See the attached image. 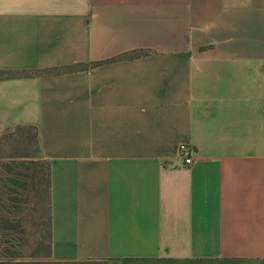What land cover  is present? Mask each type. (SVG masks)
Here are the masks:
<instances>
[{"label": "crops", "instance_id": "0c3cea01", "mask_svg": "<svg viewBox=\"0 0 264 264\" xmlns=\"http://www.w3.org/2000/svg\"><path fill=\"white\" fill-rule=\"evenodd\" d=\"M0 72V136L35 127L49 164L52 261L264 260V0H0Z\"/></svg>", "mask_w": 264, "mask_h": 264}, {"label": "trees", "instance_id": "16d2710c", "mask_svg": "<svg viewBox=\"0 0 264 264\" xmlns=\"http://www.w3.org/2000/svg\"><path fill=\"white\" fill-rule=\"evenodd\" d=\"M147 53L133 51L117 59ZM12 75L0 72V78ZM41 159L35 127L16 126L13 131L0 136V264H107L104 261L51 260L49 164L42 159V171L37 178L35 160Z\"/></svg>", "mask_w": 264, "mask_h": 264}, {"label": "built area", "instance_id": "2783aa9c", "mask_svg": "<svg viewBox=\"0 0 264 264\" xmlns=\"http://www.w3.org/2000/svg\"><path fill=\"white\" fill-rule=\"evenodd\" d=\"M193 152L187 146H180L178 149V155L182 159L184 165H190L192 163Z\"/></svg>", "mask_w": 264, "mask_h": 264}, {"label": "rangeland", "instance_id": "374dc122", "mask_svg": "<svg viewBox=\"0 0 264 264\" xmlns=\"http://www.w3.org/2000/svg\"><path fill=\"white\" fill-rule=\"evenodd\" d=\"M36 161V163H37V165H36V173H37V178L39 177V174L41 173V171H42V159L41 160H35ZM23 206L24 205H22V208H23Z\"/></svg>", "mask_w": 264, "mask_h": 264}]
</instances>
